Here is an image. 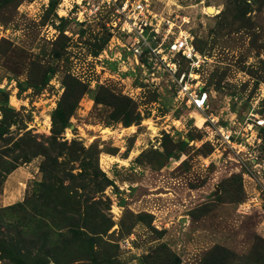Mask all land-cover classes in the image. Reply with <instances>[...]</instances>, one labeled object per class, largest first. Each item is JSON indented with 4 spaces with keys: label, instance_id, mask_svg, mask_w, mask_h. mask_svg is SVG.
Listing matches in <instances>:
<instances>
[{
    "label": "rangeland",
    "instance_id": "rangeland-1",
    "mask_svg": "<svg viewBox=\"0 0 264 264\" xmlns=\"http://www.w3.org/2000/svg\"><path fill=\"white\" fill-rule=\"evenodd\" d=\"M0 127V264H264V0H0Z\"/></svg>",
    "mask_w": 264,
    "mask_h": 264
},
{
    "label": "built area",
    "instance_id": "built-area-1",
    "mask_svg": "<svg viewBox=\"0 0 264 264\" xmlns=\"http://www.w3.org/2000/svg\"><path fill=\"white\" fill-rule=\"evenodd\" d=\"M133 12L134 16L130 22L127 21L126 24L128 26V34L135 33L137 39L142 42H146L148 33L146 31H154L150 29L152 26V19L155 18L152 13L148 10V4L142 3V1L136 2V4L126 3L124 7H122V14L126 15L127 10ZM150 31V32H151ZM168 55H172L175 58L177 55H181L183 59L189 61L190 64H195L200 60V56L198 52L195 50V47L192 43V40L189 37H183L179 40L175 41L168 47ZM167 68H169L170 72L173 74L176 73L177 65L176 63L167 64ZM184 76L180 79V84L183 83ZM204 99L197 97L195 98V104L197 109H203ZM200 102V104H198Z\"/></svg>",
    "mask_w": 264,
    "mask_h": 264
},
{
    "label": "crops",
    "instance_id": "crops-1",
    "mask_svg": "<svg viewBox=\"0 0 264 264\" xmlns=\"http://www.w3.org/2000/svg\"><path fill=\"white\" fill-rule=\"evenodd\" d=\"M35 166L28 164L17 168L8 175L4 182L0 205L2 207L22 202L28 183L36 177Z\"/></svg>",
    "mask_w": 264,
    "mask_h": 264
},
{
    "label": "trees",
    "instance_id": "trees-1",
    "mask_svg": "<svg viewBox=\"0 0 264 264\" xmlns=\"http://www.w3.org/2000/svg\"><path fill=\"white\" fill-rule=\"evenodd\" d=\"M1 104H3V105H5V104H7V98L5 97V99L4 100H2L1 101ZM63 115L65 116V113H64V110H63V108L61 107V106H58V108L56 109V111H55V113L53 114V128L55 129L56 127H57V122H56V117H59V118H61V119H63L62 121H61V124H60V128H61V130L63 131L64 129H66L67 127H68V125H69V123H68V121L66 120V119H64V117H63ZM1 128V127H0ZM19 167H22V166H16L15 168H13L12 170H10L9 172H7V174H6V178L8 177V175L9 174H11L13 171H15L17 168H19ZM4 173V172H3ZM6 178L4 179V182H5V180H6ZM3 182V183H4ZM21 203H17L16 204V207H19V205H20ZM14 208V206H8V207H6V208H3V209H1L0 210V213L2 212V211H7L8 209L9 210H11V209H13ZM210 259H213L214 261H217L218 263H219V261L220 262H223V260L225 259V261H226V254H224V253H222V252H212V254H210ZM211 263V262H210Z\"/></svg>",
    "mask_w": 264,
    "mask_h": 264
},
{
    "label": "bare ground",
    "instance_id": "bare-ground-1",
    "mask_svg": "<svg viewBox=\"0 0 264 264\" xmlns=\"http://www.w3.org/2000/svg\"><path fill=\"white\" fill-rule=\"evenodd\" d=\"M209 12H210V14H217V13H218V12L216 11V9L213 8V7L209 8ZM204 100H205V98H204ZM155 131H157V130H155Z\"/></svg>",
    "mask_w": 264,
    "mask_h": 264
},
{
    "label": "water",
    "instance_id": "water-1",
    "mask_svg": "<svg viewBox=\"0 0 264 264\" xmlns=\"http://www.w3.org/2000/svg\"><path fill=\"white\" fill-rule=\"evenodd\" d=\"M3 96H1V98H2Z\"/></svg>",
    "mask_w": 264,
    "mask_h": 264
}]
</instances>
